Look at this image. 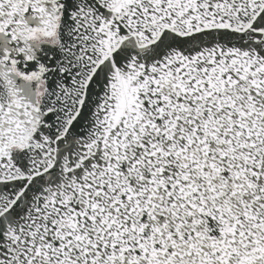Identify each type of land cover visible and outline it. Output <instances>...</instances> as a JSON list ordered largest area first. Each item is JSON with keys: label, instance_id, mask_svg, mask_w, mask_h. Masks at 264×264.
Returning a JSON list of instances; mask_svg holds the SVG:
<instances>
[{"label": "snow or ice", "instance_id": "1", "mask_svg": "<svg viewBox=\"0 0 264 264\" xmlns=\"http://www.w3.org/2000/svg\"><path fill=\"white\" fill-rule=\"evenodd\" d=\"M0 264H264V0H0Z\"/></svg>", "mask_w": 264, "mask_h": 264}]
</instances>
